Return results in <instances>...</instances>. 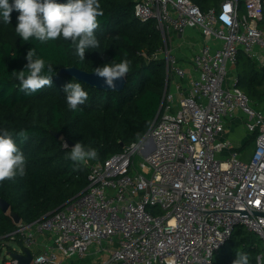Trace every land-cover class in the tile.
<instances>
[{"label":"built area","instance_id":"2783aa9c","mask_svg":"<svg viewBox=\"0 0 264 264\" xmlns=\"http://www.w3.org/2000/svg\"><path fill=\"white\" fill-rule=\"evenodd\" d=\"M134 14L155 20L163 39L153 55L167 72L159 114L121 151L88 161L82 192L18 223L6 237L23 247L11 251L30 249V264H213L242 225L264 255V108L236 85L237 72L229 78L241 53L264 66V0H219L205 10L193 0H136ZM190 29L216 40L194 52L192 75L172 46L173 33ZM237 111L256 133L247 158L220 138Z\"/></svg>","mask_w":264,"mask_h":264},{"label":"trees","instance_id":"16d2710c","mask_svg":"<svg viewBox=\"0 0 264 264\" xmlns=\"http://www.w3.org/2000/svg\"><path fill=\"white\" fill-rule=\"evenodd\" d=\"M135 2L99 0L104 11L95 33L100 48L86 50L84 61H80L71 41L62 36L46 43L34 38L24 42L15 32L17 10L13 9L8 24L0 17V132L7 129L13 134L26 158V174L0 183V197L10 203V210L19 214L22 222L41 218L88 185L89 166L65 158L74 147L68 141L96 149L98 157L93 162L105 161L142 137L157 117L167 72L165 60L153 55L163 45V39L155 20L141 21L135 16ZM193 2L205 10L219 0ZM32 48L36 49L37 57L45 60V73L48 64L53 66L52 85L26 95L19 90L20 82L13 73L25 70L26 56ZM125 58L131 65L121 91L103 90L61 72V68L69 66L94 71ZM236 72L239 75L236 85L255 105L264 108V66L241 53ZM70 82L80 83L88 93V99L79 106L82 110L72 111L67 105L63 89ZM21 131L27 132L26 141H21L18 135ZM255 137L253 133L250 144H254ZM16 228L17 224L0 207V236H5L4 242L10 240L6 235ZM17 241L23 247L22 241ZM261 251L258 235L238 225L215 254L213 264H233L237 253L247 254L250 264H256L255 257Z\"/></svg>","mask_w":264,"mask_h":264},{"label":"clouds","instance_id":"9594fccd","mask_svg":"<svg viewBox=\"0 0 264 264\" xmlns=\"http://www.w3.org/2000/svg\"><path fill=\"white\" fill-rule=\"evenodd\" d=\"M13 9L19 12L15 32L24 41L35 39L41 43L56 40L61 36L70 40L76 49L80 61L85 60L88 49L100 48L96 30L100 27L98 18L104 15L99 0H69L68 3H57L56 0H0V17L5 24L10 23ZM103 52H101L102 54ZM35 57V58H34ZM25 70L14 72L13 75L20 82L19 90L31 95L44 87L52 85L53 66L47 65L45 60L37 57L36 49L32 48L26 56ZM131 61L127 58L119 63H107L95 68L94 73L103 78L104 84L110 90H116V81L122 79L130 71ZM66 94L67 105L70 110L77 111L88 99V93L80 83H67L63 89ZM21 141L28 139L27 132L19 134ZM67 147V144H65ZM98 152L94 148H85L81 142H76L66 159L79 164H87L95 160ZM26 158L18 148L13 134L4 129L0 132V183L13 180L17 176L23 177ZM256 264H264V255L255 257ZM233 264H250L249 256L237 253Z\"/></svg>","mask_w":264,"mask_h":264},{"label":"crops","instance_id":"0c3cea01","mask_svg":"<svg viewBox=\"0 0 264 264\" xmlns=\"http://www.w3.org/2000/svg\"><path fill=\"white\" fill-rule=\"evenodd\" d=\"M203 41L213 45L216 44V40L213 37L204 38L196 29H190L185 34L173 33L172 46L178 55L180 63L190 75L195 74L192 55ZM178 82L179 79L174 78L172 85H169V90L174 91L175 85ZM245 122V116L240 111H237L233 117L225 120V129L220 134V138L230 139L233 146L240 150L241 155L247 158L252 152L255 142L254 144L249 143L253 136V132L247 129ZM251 147L252 149L248 152V148Z\"/></svg>","mask_w":264,"mask_h":264},{"label":"water","instance_id":"95a60500","mask_svg":"<svg viewBox=\"0 0 264 264\" xmlns=\"http://www.w3.org/2000/svg\"><path fill=\"white\" fill-rule=\"evenodd\" d=\"M61 72L70 74V75L78 78L79 80L84 81L85 83H87L89 85H92V86H95L97 88L107 90V91H121L124 88L126 81H127L126 75H125L122 79L115 82L117 84V89L116 90H110L104 84L103 78H100L97 75H95L94 71H87L85 69H81V68H78L76 66H69V67L61 68ZM161 106H162V103H161ZM160 110H161V107H160ZM160 110H159V112H160ZM68 142H69L70 146L75 145L71 141H68ZM0 207L4 213L9 214V216L12 218V220L14 221L15 224H18L21 222V216H19V214H17L16 212L11 211L10 210V203L1 197H0ZM258 214L262 215V213H259V212H258ZM23 252L24 253L10 250L8 252V254L12 258L17 259L19 264H30L32 261V258H33L31 250L30 249H24Z\"/></svg>","mask_w":264,"mask_h":264},{"label":"rangeland","instance_id":"374dc122","mask_svg":"<svg viewBox=\"0 0 264 264\" xmlns=\"http://www.w3.org/2000/svg\"><path fill=\"white\" fill-rule=\"evenodd\" d=\"M236 75V69L235 68H229V78L234 77ZM232 82V79L230 80ZM252 149L248 148V152ZM135 160L137 162V167L140 169V164L139 162L143 160V156L140 154H137L135 156ZM18 250L20 251L22 249L21 245L19 244L18 241L16 240H9L5 241L3 246H0V264H6L7 260L11 259V256L8 254L9 250Z\"/></svg>","mask_w":264,"mask_h":264}]
</instances>
